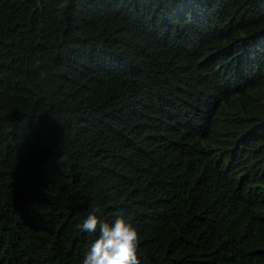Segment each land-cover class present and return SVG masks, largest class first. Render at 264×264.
I'll list each match as a JSON object with an SVG mask.
<instances>
[{
    "label": "trees",
    "instance_id": "16d2710c",
    "mask_svg": "<svg viewBox=\"0 0 264 264\" xmlns=\"http://www.w3.org/2000/svg\"><path fill=\"white\" fill-rule=\"evenodd\" d=\"M97 208L264 264V0H0V264H83Z\"/></svg>",
    "mask_w": 264,
    "mask_h": 264
},
{
    "label": "clouds",
    "instance_id": "9594fccd",
    "mask_svg": "<svg viewBox=\"0 0 264 264\" xmlns=\"http://www.w3.org/2000/svg\"><path fill=\"white\" fill-rule=\"evenodd\" d=\"M98 212V208L91 211L78 226L84 232H99L83 264H140L136 229L123 216H118L112 223L104 222Z\"/></svg>",
    "mask_w": 264,
    "mask_h": 264
}]
</instances>
